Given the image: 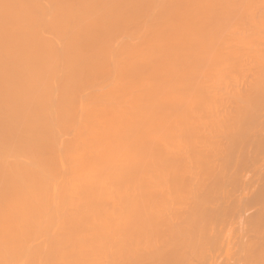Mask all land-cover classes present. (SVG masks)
Listing matches in <instances>:
<instances>
[{
  "label": "bare ground",
  "instance_id": "obj_1",
  "mask_svg": "<svg viewBox=\"0 0 264 264\" xmlns=\"http://www.w3.org/2000/svg\"><path fill=\"white\" fill-rule=\"evenodd\" d=\"M251 2L0 0V264H264Z\"/></svg>",
  "mask_w": 264,
  "mask_h": 264
},
{
  "label": "rangeland",
  "instance_id": "obj_2",
  "mask_svg": "<svg viewBox=\"0 0 264 264\" xmlns=\"http://www.w3.org/2000/svg\"><path fill=\"white\" fill-rule=\"evenodd\" d=\"M252 1H253V2H251V0H250V2H251L250 5L255 4V5H253L255 8H253V7L251 6V7L253 8V11H254V9H257V8L259 9V8H260V5L258 6L257 3L261 2V0H260L259 2H255L256 0H252ZM256 4H257V6H256ZM251 7H250V8H251ZM258 9L256 10V11H257L256 14H258V13L261 12V11H259L260 9H259V10H258ZM250 10H252V9H250ZM256 11H254V12H256ZM247 12H248V9H247ZM230 19H232V17H230ZM255 19H256V18H255ZM224 21L228 22L227 20H224ZM233 22H234V21H233V19H232V22L230 21L229 23L232 25V24L235 23V22H234V23H233ZM232 27H234V29H235L236 26H232ZM252 28H254V27H252ZM252 28H250V29H252ZM257 28H259V27H257ZM257 28H254V29H253L254 32H255L256 34H254V32L250 30V32H251L252 34H254V36L260 34V33H257V32H259V30H257V31L255 30V29H257ZM231 29H232V28L230 27V29H228V30H231ZM224 30H226V29H224ZM260 30H261V28H260ZM250 32L248 31L247 33H250ZM227 33L230 34L229 31H228ZM250 36H251V34H250ZM254 36H252V38H253V40H254V41H253V42H254V43H253L254 45L251 44V48H253V49L256 48V49H257V45L255 46V44H258L259 42L256 43V41H255L256 39H254ZM237 42H238V40H237ZM233 44H236V41H235V43L233 42ZM260 44H262V43H260ZM252 45L255 46V47H253ZM258 46H260V45H258ZM258 48L260 49V47H258ZM262 49H263V47H262ZM248 76H249V75H248ZM250 76H251V75H250ZM250 78H251V77H250ZM250 78H248V79H250ZM231 107H232V105H231ZM262 134H263V133H262ZM254 139H255V138H253V140H254ZM257 162L259 163V162H261V161H257ZM257 162H255V163L257 164ZM255 163H254V164L252 163L251 165L254 166V165H256ZM251 165H250L249 167H248V165H247V166L243 169V171H245L246 168H251ZM257 166L259 167V166H261V164H257ZM258 167H257V168H258ZM253 168H254V167H253ZM257 168L255 167L254 170H252V171L249 169V170H250V173H248V174H247L246 172L243 173V171H240V172H239V173H240L239 175H240V176H241V175L243 176V174H247V175L245 176V177H246L245 179L248 180V179L250 178L249 180H251V181H255V180H256V179H255V176H254L255 174H253V173H255V170H256ZM260 170H261V169H260ZM263 170H264V168H262L261 172H262ZM251 172H253V173H251ZM241 173H242V174H241ZM262 173H264V172H262ZM252 174H253V175H252ZM249 175H250V176H253L254 178H253V177L251 178ZM249 180H248V181H249ZM245 181H246V180H245ZM261 181H264V180H261ZM259 183H262V184H263V182L258 181V182L255 183L254 186H257V185L259 186V185H261V184H259ZM258 186H257V187H258ZM254 189H255V188H254ZM248 195H250V193H249ZM257 207H258V206H254V207H252V208H249V209L245 212L246 214L244 213V216H248L249 214L253 213V212L256 210ZM249 211H251V212H249ZM248 213H249V214H248ZM241 217L243 218V221H245V220H244L245 217H243V215H242ZM238 219H241V218H238ZM234 220H235V219H233V223L231 222V223H232V226L236 224V223L234 222ZM236 222H238V220H236ZM239 222H240V221H239ZM234 223H235V224H234ZM240 223H241V222H240ZM240 223H239V224H240ZM243 223H245V222H243ZM236 225H237V226H233V227H235V229L238 227V223H237ZM241 226L244 227V225H241ZM237 230H238V229H236V231H237ZM236 231H234V234H235V233L237 234ZM238 234H240V232H239ZM249 234H251V233H249ZM249 234H248V236H249ZM234 236H235V237H238V236H236V235H234ZM245 236H247V235H245ZM245 236H244V238H245ZM244 238H243V240H244ZM234 250H235V249H234ZM222 251H224V250H222ZM221 253H223V252H221ZM219 254H220V253H219ZM224 254H225V252H224ZM220 255H223V254H220ZM223 256H224V255H223ZM221 257H222V256H219L218 258H221ZM225 257H226V256H225ZM225 257H224V259H225ZM221 259H223V258H221ZM219 260H220V259H219ZM219 260H218V262L221 261V260H220V261H219ZM225 260H226V259H225ZM230 260H231V259H230ZM223 261H224V260H222L221 262H223ZM230 264H232V263H230Z\"/></svg>",
  "mask_w": 264,
  "mask_h": 264
}]
</instances>
